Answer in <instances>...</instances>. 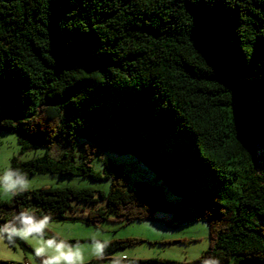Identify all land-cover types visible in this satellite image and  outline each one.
<instances>
[{"label":"trees","instance_id":"obj_1","mask_svg":"<svg viewBox=\"0 0 264 264\" xmlns=\"http://www.w3.org/2000/svg\"><path fill=\"white\" fill-rule=\"evenodd\" d=\"M0 129L20 153L44 148L9 167L110 181L108 191L43 184L0 198V225L25 209L64 217L72 201L92 205L87 224L161 211L206 221L200 264L264 260V0H0ZM53 145L68 150L53 156ZM103 152L133 155L181 206L160 186L127 188ZM205 176L210 196L193 187ZM109 241L106 256L141 239Z\"/></svg>","mask_w":264,"mask_h":264},{"label":"rangeland","instance_id":"obj_2","mask_svg":"<svg viewBox=\"0 0 264 264\" xmlns=\"http://www.w3.org/2000/svg\"><path fill=\"white\" fill-rule=\"evenodd\" d=\"M18 144L17 136L14 132L1 131L0 129V174L9 167L13 156L19 160H25L34 158L44 151L43 147H39L20 153ZM63 150L67 151L68 147L53 145L50 152L53 156H57ZM102 155L120 166L127 174V188L135 189L136 183L140 181L160 186L166 200L181 206L184 201L183 195L168 192L161 185L162 179L155 180V175L148 167L143 165L133 155L104 152ZM91 165L94 169L100 170L102 168V158L96 155L91 161ZM187 172L186 168L182 171L184 177H186ZM27 177L32 181L30 188H36L43 184L58 185L60 187L71 185L73 187H88L108 191L110 185L109 180L94 181L87 176H73V174L37 173L30 176L27 175ZM193 187L198 194L205 191L208 196L213 194L215 189L214 184L207 182L206 176L198 183H193ZM10 197L11 195H6L0 190V198L9 199ZM72 203L73 206H77V209L73 212L71 210L66 211L64 217H52L46 233L48 238L55 235L58 238L67 240L69 243H79L84 253V264H88L91 260H95L93 264H109V259L118 253H123L132 259L160 258L173 260L178 264H200L196 260L208 247V226L204 220L177 223L172 221L170 213L156 211L153 219L127 222L123 218L110 215L108 219L103 221L87 224L85 218L88 214V207L92 205L84 201H72ZM100 204L104 205V201L99 200L97 205ZM190 207L192 208L191 205ZM124 237L139 238L141 241L111 252L106 256L105 260H98L93 255L90 246L93 239L103 241ZM25 242L33 250L37 246L34 240L29 239ZM27 245L16 243L15 246H12L7 240L0 242V258L27 262V264H40V260L33 255Z\"/></svg>","mask_w":264,"mask_h":264},{"label":"clouds","instance_id":"obj_3","mask_svg":"<svg viewBox=\"0 0 264 264\" xmlns=\"http://www.w3.org/2000/svg\"><path fill=\"white\" fill-rule=\"evenodd\" d=\"M31 186L32 181L19 169L7 167L0 174V190L6 195L16 196L28 191ZM51 221L50 214L37 217L35 209L19 211L12 220L0 225V242L7 240L8 243H14L16 239L34 240L37 245L34 254L40 258V264H84V253L79 243L72 244L55 235L48 238L46 229L49 228ZM90 246L98 260L106 259L109 240L93 239ZM126 260V255L118 253L109 259V264H125ZM202 264H219V261L209 257L204 259Z\"/></svg>","mask_w":264,"mask_h":264},{"label":"water","instance_id":"obj_4","mask_svg":"<svg viewBox=\"0 0 264 264\" xmlns=\"http://www.w3.org/2000/svg\"><path fill=\"white\" fill-rule=\"evenodd\" d=\"M237 264H264L263 259L259 258H243L237 262Z\"/></svg>","mask_w":264,"mask_h":264}]
</instances>
